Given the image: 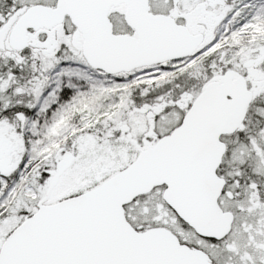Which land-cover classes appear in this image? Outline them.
Wrapping results in <instances>:
<instances>
[{"label":"snow or ice","instance_id":"obj_1","mask_svg":"<svg viewBox=\"0 0 264 264\" xmlns=\"http://www.w3.org/2000/svg\"><path fill=\"white\" fill-rule=\"evenodd\" d=\"M0 264H264V0H0Z\"/></svg>","mask_w":264,"mask_h":264}]
</instances>
